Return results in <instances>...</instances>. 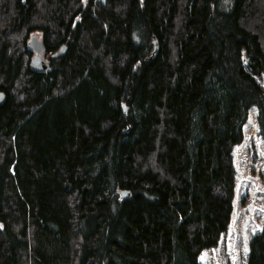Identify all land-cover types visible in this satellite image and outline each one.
I'll return each mask as SVG.
<instances>
[{"label": "trees", "instance_id": "16d2710c", "mask_svg": "<svg viewBox=\"0 0 264 264\" xmlns=\"http://www.w3.org/2000/svg\"><path fill=\"white\" fill-rule=\"evenodd\" d=\"M257 77L264 0H0V264H203L253 107L264 140Z\"/></svg>", "mask_w": 264, "mask_h": 264}, {"label": "rangeland", "instance_id": "374dc122", "mask_svg": "<svg viewBox=\"0 0 264 264\" xmlns=\"http://www.w3.org/2000/svg\"><path fill=\"white\" fill-rule=\"evenodd\" d=\"M42 35L40 29H36L30 32L28 42L33 36L41 39ZM245 61L248 63L246 56ZM257 78L264 85V79ZM256 116L257 109L253 107L244 126L245 140L233 152L237 183L229 229L218 246L200 254L203 264H247L250 240L264 228V140L258 135Z\"/></svg>", "mask_w": 264, "mask_h": 264}, {"label": "water", "instance_id": "95a60500", "mask_svg": "<svg viewBox=\"0 0 264 264\" xmlns=\"http://www.w3.org/2000/svg\"><path fill=\"white\" fill-rule=\"evenodd\" d=\"M105 1V0H102ZM29 46L31 48V50H33L36 54L32 57L31 61H30V66L32 68V70L36 71V72H46V71H50L51 67H50V60L55 58V57H59L64 55V53L67 50V46L66 44H63L59 50H57L56 52L52 53L50 57H46V53H47V48H46V44L43 39H40L38 36H33L30 40H29ZM6 101V95L4 92H0V104H4ZM121 194L123 197H127L129 196V192L128 191H121Z\"/></svg>", "mask_w": 264, "mask_h": 264}, {"label": "snow or ice", "instance_id": "6c2138e0", "mask_svg": "<svg viewBox=\"0 0 264 264\" xmlns=\"http://www.w3.org/2000/svg\"><path fill=\"white\" fill-rule=\"evenodd\" d=\"M248 251V249H247V247H245V252H247Z\"/></svg>", "mask_w": 264, "mask_h": 264}, {"label": "flooded vegetation", "instance_id": "af4514ba", "mask_svg": "<svg viewBox=\"0 0 264 264\" xmlns=\"http://www.w3.org/2000/svg\"><path fill=\"white\" fill-rule=\"evenodd\" d=\"M34 53V52H33ZM35 54V53H34ZM45 56H47V55H45ZM48 57V56H47Z\"/></svg>", "mask_w": 264, "mask_h": 264}]
</instances>
